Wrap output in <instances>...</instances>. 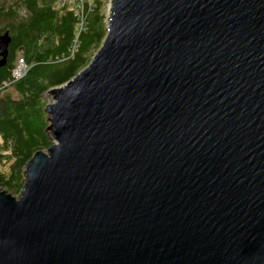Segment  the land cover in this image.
Instances as JSON below:
<instances>
[{
    "label": "water",
    "instance_id": "water-1",
    "mask_svg": "<svg viewBox=\"0 0 264 264\" xmlns=\"http://www.w3.org/2000/svg\"><path fill=\"white\" fill-rule=\"evenodd\" d=\"M105 30L0 191V264H264V0H110Z\"/></svg>",
    "mask_w": 264,
    "mask_h": 264
},
{
    "label": "trees",
    "instance_id": "trees-1",
    "mask_svg": "<svg viewBox=\"0 0 264 264\" xmlns=\"http://www.w3.org/2000/svg\"><path fill=\"white\" fill-rule=\"evenodd\" d=\"M70 4L78 7L74 2L61 6L57 0H0V36L6 33L10 39L0 86L9 84L18 96L0 98V188L7 194L20 193L25 163L50 146L41 96L84 69L106 35L102 3L95 0L92 10L86 1L79 12ZM17 55L27 69L15 80ZM60 58L65 60L57 64Z\"/></svg>",
    "mask_w": 264,
    "mask_h": 264
},
{
    "label": "rangeland",
    "instance_id": "rangeland-1",
    "mask_svg": "<svg viewBox=\"0 0 264 264\" xmlns=\"http://www.w3.org/2000/svg\"><path fill=\"white\" fill-rule=\"evenodd\" d=\"M74 1V3L76 4V3H78V7H76V5H74V4H70L69 5V7L71 8V9H73V8H77L76 10H78V12L79 11H81V9H79V8H81L82 6H83V4H84V2H86L87 1V3H89L90 4V6H89V9H95V0H66V3H70V2H73ZM77 1V2H76ZM97 2H99V3H102L103 4V13H104V25H105V27H106V22H107V19H108V7H109V5H110V0H97ZM57 3H59L58 1H57ZM101 14H102V9H101ZM76 38V37H75ZM74 43H76V39L74 40ZM75 49H76V47L75 46H72V48L70 49V51L71 52H75ZM23 56L22 55H17V58H16V61H17V63H18V60L19 59H21ZM93 57V56H92ZM92 59V58H91ZM91 59L89 60V62L91 61ZM65 60V58H60L59 60H57L58 61V63L57 64H59V63H62L63 61ZM89 64V63H88ZM87 64V65H88ZM26 69H27V67H26ZM83 70V69H82ZM80 72V71H79ZM22 74V73H21ZM62 86V85H61ZM61 86H59V87H53V88H61ZM2 92V93H1ZM0 92V98H3L4 97V95L5 94H10V95H12L13 96V98L14 99H17L18 98V96H17V94H15V92H14V90L10 87V88H5V89H3V91H1ZM41 102L45 105L44 106V110H45V108H46V106L48 105V104H51L52 102H53V98H52V95H50L49 94V90L46 92V93H44L42 96H41ZM44 112V111H43ZM44 118L46 119V123H47V127L50 125V122H49V119H48V115H47V113L46 112H44ZM46 127V128H47ZM46 133H47V136H48V141L50 142V145L52 144V140H51V135H50V131H48L47 129H46ZM43 152H46V150H42ZM6 154V153H5ZM4 189H1L0 188V191H3ZM5 191V190H4ZM11 196H13L14 198H18L19 197V194H17V195H12V194H10Z\"/></svg>",
    "mask_w": 264,
    "mask_h": 264
},
{
    "label": "built area",
    "instance_id": "built-area-1",
    "mask_svg": "<svg viewBox=\"0 0 264 264\" xmlns=\"http://www.w3.org/2000/svg\"><path fill=\"white\" fill-rule=\"evenodd\" d=\"M57 1L59 2V4H60L61 6H63V5L66 4V0H57ZM89 6H90V4H89ZM88 8H89V7H88ZM78 16L81 17V16H82V12H81V14L78 15ZM82 18H83V17H82ZM82 26H83V19H80V23H79L78 27H79V28H82ZM72 54H73V52H72ZM72 54H71V55H72ZM25 72H26V66L24 65V62L22 61V59H19V60H18V63H16V68H15V70L13 71V77H14V79L16 80V79L21 78V77L25 74ZM21 73H22V74H21ZM8 85H9V84H7V83H3V84L0 86V90H3V89H5V88H7Z\"/></svg>",
    "mask_w": 264,
    "mask_h": 264
},
{
    "label": "bare ground",
    "instance_id": "bare-ground-1",
    "mask_svg": "<svg viewBox=\"0 0 264 264\" xmlns=\"http://www.w3.org/2000/svg\"><path fill=\"white\" fill-rule=\"evenodd\" d=\"M74 2V1H73ZM77 2V1H76ZM12 81V80H11Z\"/></svg>",
    "mask_w": 264,
    "mask_h": 264
}]
</instances>
